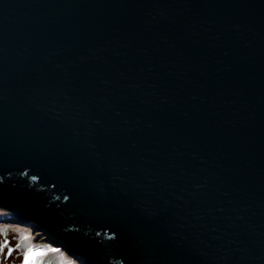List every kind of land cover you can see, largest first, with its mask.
<instances>
[{
	"label": "water",
	"instance_id": "95a60500",
	"mask_svg": "<svg viewBox=\"0 0 264 264\" xmlns=\"http://www.w3.org/2000/svg\"><path fill=\"white\" fill-rule=\"evenodd\" d=\"M0 209L84 264H264V0H0Z\"/></svg>",
	"mask_w": 264,
	"mask_h": 264
},
{
	"label": "rangeland",
	"instance_id": "374dc122",
	"mask_svg": "<svg viewBox=\"0 0 264 264\" xmlns=\"http://www.w3.org/2000/svg\"><path fill=\"white\" fill-rule=\"evenodd\" d=\"M0 213L6 211L0 209ZM7 217L0 220V264H24L23 253L27 249H33L30 264H81L77 254L65 251L35 224Z\"/></svg>",
	"mask_w": 264,
	"mask_h": 264
},
{
	"label": "snow or ice",
	"instance_id": "6c2138e0",
	"mask_svg": "<svg viewBox=\"0 0 264 264\" xmlns=\"http://www.w3.org/2000/svg\"><path fill=\"white\" fill-rule=\"evenodd\" d=\"M11 251V250H10ZM33 251V249H27L24 253H23V256H24V264H30V261H29V254Z\"/></svg>",
	"mask_w": 264,
	"mask_h": 264
},
{
	"label": "trees",
	"instance_id": "16d2710c",
	"mask_svg": "<svg viewBox=\"0 0 264 264\" xmlns=\"http://www.w3.org/2000/svg\"><path fill=\"white\" fill-rule=\"evenodd\" d=\"M7 215L5 213H0V220L6 219ZM30 224V223H29ZM35 227V226H34ZM66 251V249H64ZM80 260H82L80 257H78Z\"/></svg>",
	"mask_w": 264,
	"mask_h": 264
}]
</instances>
